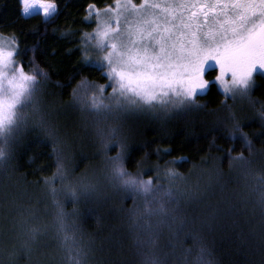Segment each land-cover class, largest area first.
Returning <instances> with one entry per match:
<instances>
[{"label": "trees", "instance_id": "16d2710c", "mask_svg": "<svg viewBox=\"0 0 264 264\" xmlns=\"http://www.w3.org/2000/svg\"><path fill=\"white\" fill-rule=\"evenodd\" d=\"M56 3L59 12L46 21L42 15L25 17L20 0H0V33L17 36L18 59L24 65L35 61L48 72L38 98L40 108L67 140L62 145L66 162L76 168L78 175L86 172L88 179L97 184L98 196L82 197L75 205L65 201V210L77 214L82 243L90 249L89 264H141L137 237H147L132 224L131 198L122 197L106 179L93 117L87 109L82 111L72 96L84 78L94 84L107 83L103 72L84 63L80 38L81 33H92L96 27L94 21L84 19L87 5L95 3L103 8L113 0ZM25 71L32 74L31 67ZM216 74L218 71L206 75L212 83L196 97L198 107L123 112L109 116L104 125H118L126 138L124 163L129 172L136 173L138 163L143 162L141 171L147 179L155 176L151 165L175 160L174 169L184 177L179 190L173 189L179 202L170 207L174 215L184 219L190 234L175 241L173 250L169 246L172 233L166 226L159 230L155 250L165 264H195L201 244L211 252L206 258L214 264H264V207L254 190L258 187L257 176L264 175V122L257 111L264 110V72L253 74L251 98L255 105L239 97L226 100L224 86L214 80ZM225 105H231L246 121L244 130L252 140L253 153L247 151L241 138L228 136L229 109ZM229 148L233 156L243 152L253 161L247 175L229 167ZM157 149L169 151L158 157ZM108 154H116L114 146L109 147ZM54 165L51 141L30 124L20 132L11 158L0 168V264H32L22 249L9 255L13 244L19 248L13 237V217L18 212L35 213L38 221L51 224L53 206L42 181L51 178ZM160 183L168 187L166 178ZM5 193L9 195L5 197ZM139 203L143 207V201ZM38 244L45 253L42 259L49 264L60 260L62 252L51 227L39 237Z\"/></svg>", "mask_w": 264, "mask_h": 264}, {"label": "snow or ice", "instance_id": "6c2138e0", "mask_svg": "<svg viewBox=\"0 0 264 264\" xmlns=\"http://www.w3.org/2000/svg\"><path fill=\"white\" fill-rule=\"evenodd\" d=\"M20 2L24 16L42 15L47 21L59 12L56 0ZM85 12V20L92 18L97 23L92 33H81L82 58L90 68L103 72L107 83L94 84L84 78L72 96L81 110L87 109L93 117L106 179L122 197L131 198L132 224L147 237H137L141 264H165L155 250L159 230L166 226L172 233L169 246L173 250L175 241L190 234L184 219L174 215L170 207L179 202L173 189L179 190L184 177L174 169L175 160L151 165L155 176L147 179L141 171L143 162L138 163L136 173L129 172L124 163L126 138L118 125H104L109 116L123 112L198 107L196 97L212 83L206 75L214 71H218L214 80L224 86L226 100L239 97L255 105L251 98L253 74L264 72V0H113L103 8L89 3ZM18 45L15 34L0 33V168L11 158L20 132L31 124L51 141L55 171L42 181L53 206L51 224L38 221L35 213L18 212L13 217V237L19 248L13 244L9 255L22 249L32 264H49L41 258L45 253L40 251L38 241L51 227L62 252L56 264H89L90 249L82 243L77 214L65 210V201L75 205L82 197L98 196L97 184L88 179L86 172L78 175L76 168L66 162L62 145L67 140L39 105L42 82L49 74L35 61L24 65L18 59ZM26 67H31L32 74L25 71ZM225 107L229 109L228 136L233 140L241 138L247 151L253 153L252 140L244 130L246 121L236 115L231 105ZM257 111L264 122V110ZM110 146L116 150L114 156L108 154ZM168 151L156 150L158 157ZM232 152L231 148L227 150L229 167L247 175L253 161L243 152L235 156ZM162 178H166L168 187L161 185ZM257 181L254 190L264 207V175H258ZM199 253L195 264H214L206 258L211 257V252L202 244Z\"/></svg>", "mask_w": 264, "mask_h": 264}, {"label": "rangeland", "instance_id": "374dc122", "mask_svg": "<svg viewBox=\"0 0 264 264\" xmlns=\"http://www.w3.org/2000/svg\"><path fill=\"white\" fill-rule=\"evenodd\" d=\"M134 2H139V0H134ZM101 15L103 16V13H101ZM25 17H30V16H25ZM90 21H94L95 22V24L97 23V21L95 20V19H92V18H90L89 19ZM121 24L123 25V18H121ZM94 58H95V56H93ZM226 79H228V77H226ZM40 104V103H39Z\"/></svg>", "mask_w": 264, "mask_h": 264}]
</instances>
